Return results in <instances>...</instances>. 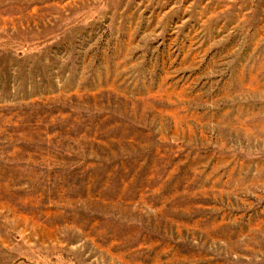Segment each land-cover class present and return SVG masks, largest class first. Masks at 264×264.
I'll return each mask as SVG.
<instances>
[{
	"label": "rangeland",
	"instance_id": "374dc122",
	"mask_svg": "<svg viewBox=\"0 0 264 264\" xmlns=\"http://www.w3.org/2000/svg\"><path fill=\"white\" fill-rule=\"evenodd\" d=\"M0 264H264V0H0Z\"/></svg>",
	"mask_w": 264,
	"mask_h": 264
}]
</instances>
